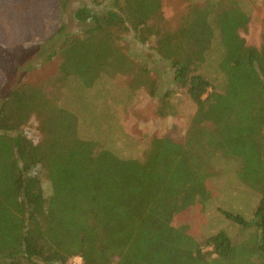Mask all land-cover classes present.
Listing matches in <instances>:
<instances>
[{
    "label": "trees",
    "instance_id": "16d2710c",
    "mask_svg": "<svg viewBox=\"0 0 264 264\" xmlns=\"http://www.w3.org/2000/svg\"><path fill=\"white\" fill-rule=\"evenodd\" d=\"M239 4H190L172 27L162 0H92L99 10L73 11L86 28L62 23L42 40L46 59L58 57L49 84L21 79L0 96L2 263L264 264V22L260 46L248 45ZM127 34L153 41L195 105L183 140L153 136L140 157L108 144L123 137L108 84L124 76L130 95H158V77L127 53ZM31 118L35 139L24 133ZM213 165L258 195L250 220L218 207L240 238L201 227L217 197Z\"/></svg>",
    "mask_w": 264,
    "mask_h": 264
},
{
    "label": "rangeland",
    "instance_id": "374dc122",
    "mask_svg": "<svg viewBox=\"0 0 264 264\" xmlns=\"http://www.w3.org/2000/svg\"><path fill=\"white\" fill-rule=\"evenodd\" d=\"M215 1L218 0H162V12L169 24L176 27L178 18L186 6L195 4L203 7ZM237 1L250 18L247 31L241 32V35L248 45L259 47L264 22L263 2ZM85 4L92 6L94 10L100 9L92 5V0H0L1 97L10 86L21 79H29L36 85L49 84V80L56 73L58 57L46 59L41 50L42 40L52 35L62 23L65 24V31L69 33L80 32L86 28L89 23L79 22L73 16L74 9ZM217 35L218 32L215 31V39ZM123 40L130 57L146 63L158 77V95L150 97L140 89L130 95L126 85L128 79L124 76H117L112 84H108L106 88H109L110 94L107 99H112V113L118 119L123 132L121 139L116 138L108 144L123 156L140 157L153 136L183 140L195 105L184 90L174 87L169 67L155 55L153 41L141 44L132 34L123 36ZM213 76L218 78L216 73ZM36 126V119L31 118L24 130L31 139L37 137ZM114 132L117 135L115 129ZM211 172L215 174L211 181L217 197L207 204L205 222L201 227L207 233L226 229L232 236L240 238L246 232L226 220L218 207L243 214L250 220L254 217L258 195L253 192L252 194L247 187L236 181L233 170L226 172L224 166L213 165ZM40 176L42 188L47 194L48 182L41 172ZM69 262L80 264V258H71ZM0 264L4 263L0 261Z\"/></svg>",
    "mask_w": 264,
    "mask_h": 264
}]
</instances>
